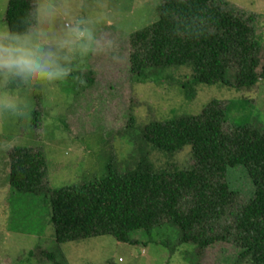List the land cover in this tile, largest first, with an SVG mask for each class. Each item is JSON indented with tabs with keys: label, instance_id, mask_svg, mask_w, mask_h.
<instances>
[{
	"label": "rangeland",
	"instance_id": "rangeland-1",
	"mask_svg": "<svg viewBox=\"0 0 264 264\" xmlns=\"http://www.w3.org/2000/svg\"><path fill=\"white\" fill-rule=\"evenodd\" d=\"M48 2L37 0L36 8ZM52 2L58 5L57 15L42 27L53 50L64 26L77 20L93 30L95 44L91 50L75 47L61 53L66 56L61 65L68 70L61 79L25 82L0 76V264H253L240 256L235 243L201 249L181 244L179 230L171 224L154 228L149 236L132 232L130 238L137 244L118 243L109 235L56 241L50 222L52 190L100 179L109 163L122 176L135 170L141 157L157 171L173 165L189 169V151L169 156L143 143L140 130L146 124L198 114L210 100H217L231 123L244 122L264 134V78L251 88L195 84L187 95L181 84L189 82L188 67L131 73L130 37L158 20L162 0ZM215 2H226L225 9L252 19L260 49L257 72H263L264 0ZM7 3L0 0V31L7 30ZM14 148L44 155L47 172L41 194L10 189L9 153ZM228 182L241 203L249 202L254 186L245 169H231ZM229 221L221 220L231 225ZM46 254H56L55 261Z\"/></svg>",
	"mask_w": 264,
	"mask_h": 264
},
{
	"label": "trees",
	"instance_id": "trees-1",
	"mask_svg": "<svg viewBox=\"0 0 264 264\" xmlns=\"http://www.w3.org/2000/svg\"><path fill=\"white\" fill-rule=\"evenodd\" d=\"M36 5L37 0H8L7 29L28 34L36 24ZM227 6L215 0H162L158 20L130 37L131 73L188 67L189 82L181 84L187 95L195 84L255 86L264 69L257 72L260 49L252 19ZM140 132L143 143L155 151L169 156L189 151V169L173 165L157 171L141 157L137 168L122 176L109 163L100 179L52 190L50 222L56 241L109 235L118 243L137 244L132 232L149 236L154 228L171 224L179 230L181 244L201 249L235 243L242 258L264 264V134L244 122L231 123L217 100L198 114L151 122ZM240 167L254 186L247 203L240 202L228 182L229 171ZM46 172L41 152L14 148L9 153L8 184L14 193L41 194ZM46 258L55 261L56 254Z\"/></svg>",
	"mask_w": 264,
	"mask_h": 264
},
{
	"label": "clouds",
	"instance_id": "clouds-1",
	"mask_svg": "<svg viewBox=\"0 0 264 264\" xmlns=\"http://www.w3.org/2000/svg\"><path fill=\"white\" fill-rule=\"evenodd\" d=\"M37 25L28 34L12 29L0 31V76L6 80L21 79L25 82L35 80L54 81L68 75L61 61L66 59L61 53L79 47L91 50L95 44L93 30L83 20L69 22L64 26L63 35L53 45L43 24L55 19L58 5L52 0L36 8ZM8 108L13 106L8 104Z\"/></svg>",
	"mask_w": 264,
	"mask_h": 264
}]
</instances>
